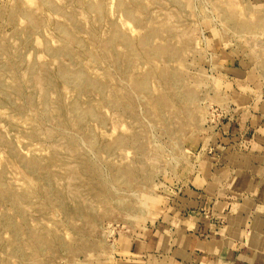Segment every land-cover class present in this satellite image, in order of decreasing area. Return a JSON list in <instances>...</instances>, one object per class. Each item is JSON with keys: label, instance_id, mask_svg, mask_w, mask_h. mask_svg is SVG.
Returning a JSON list of instances; mask_svg holds the SVG:
<instances>
[{"label": "rangeland", "instance_id": "374dc122", "mask_svg": "<svg viewBox=\"0 0 264 264\" xmlns=\"http://www.w3.org/2000/svg\"><path fill=\"white\" fill-rule=\"evenodd\" d=\"M262 65L264 0H0V264H119Z\"/></svg>", "mask_w": 264, "mask_h": 264}, {"label": "crops", "instance_id": "0c3cea01", "mask_svg": "<svg viewBox=\"0 0 264 264\" xmlns=\"http://www.w3.org/2000/svg\"><path fill=\"white\" fill-rule=\"evenodd\" d=\"M258 72L247 70L237 108L202 144L218 159L153 213L119 264H264V65Z\"/></svg>", "mask_w": 264, "mask_h": 264}]
</instances>
